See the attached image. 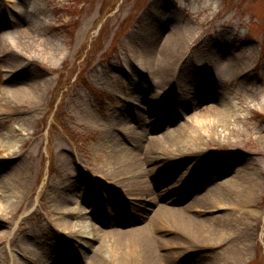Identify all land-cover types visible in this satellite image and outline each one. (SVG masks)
Here are the masks:
<instances>
[{"label": "rangeland", "instance_id": "374dc122", "mask_svg": "<svg viewBox=\"0 0 264 264\" xmlns=\"http://www.w3.org/2000/svg\"><path fill=\"white\" fill-rule=\"evenodd\" d=\"M173 34V66L157 73L141 66L150 48L160 44L161 50ZM0 40V93L28 85L39 89L38 98L17 104L13 110L18 114L0 121V136L11 137L20 154L9 161L10 150L0 144V177L26 168L20 203L4 215L18 235L22 251L14 253L21 264H90L92 252L84 248L83 237L52 230L60 223L51 214L56 184L72 187L77 195L70 207L79 209L88 224L100 226L112 217L121 229L134 226L127 214L114 210L147 202L133 199L139 197L136 191L124 197L110 189L93 168L106 158L100 145L105 133L119 136L136 127L132 118L119 130L105 125L136 112L146 115L144 97L154 98V110L164 120L147 132L148 140L177 128L195 111L230 104L239 128L235 137L202 130L196 155L178 157L164 173L166 179L155 181L169 195L170 186L198 160L207 166L197 173L205 188L221 182L207 179L212 170L225 169L222 161H231L237 171L247 167L254 172L258 185L251 209L256 213L246 215L254 235L239 264H264V0H0ZM159 57L154 54L155 64ZM156 92L162 95L155 97ZM179 184L182 201L170 195L172 207L204 195V188ZM217 213L229 216L231 211ZM232 252L230 245L185 250L177 253L181 259L175 264H223Z\"/></svg>", "mask_w": 264, "mask_h": 264}, {"label": "bare ground", "instance_id": "6f19581e", "mask_svg": "<svg viewBox=\"0 0 264 264\" xmlns=\"http://www.w3.org/2000/svg\"><path fill=\"white\" fill-rule=\"evenodd\" d=\"M176 42L177 38L173 34L168 37L161 50L160 44L155 50L150 48L141 66L152 69L154 73L164 66L172 67L177 58ZM156 53H160L157 64L153 58ZM0 94L1 121L12 114H18L13 110L18 107L17 104L24 106L28 104L27 101L38 98L39 89L28 85L5 90ZM161 95L156 92L155 97ZM146 98L142 99L146 101V115L141 113V116H136V112L133 117H116L105 125L110 129L119 130L121 126H125L128 118H132L136 127L134 130L126 129L124 135L119 136H114L112 131L105 133L100 145L105 149L106 158L97 169L93 168L94 172L108 182L110 189L118 190L124 197L127 192L136 191L139 197L133 199L147 202L146 205L132 202L131 209L126 206L122 211L114 210L116 214L122 212L127 214L129 222L134 226L121 229L116 226L112 217L101 222L100 226L88 224L79 209L75 211L70 207V204L76 201L77 195L72 187H61L56 184L53 186L54 209L51 214L57 216L60 223L59 226H53L52 230L59 233L68 231L70 234L83 237L84 248L92 252L89 256L90 264H175L181 259L177 256L181 251L200 252L220 245L233 246V252L227 256L223 264H239L241 253L248 249L254 235L250 227L251 219L246 216H253L256 213L251 209L252 194L258 185L254 172L247 170V167L237 171V167L232 166L231 161H222L223 163H220L225 165V169L221 171L216 168L221 171L220 175L218 171L212 170L213 177L207 179L208 182H213L212 179L220 178L221 182L214 188H205L199 183L197 173L207 166H202L198 160L186 169L179 183H188L191 188H204V195L200 198L193 197L180 208L170 205L172 202L170 195L175 197L174 202L182 201L178 197L180 184L170 186L171 193L167 195L168 193L161 192L163 188L160 189V184L158 186L155 181L161 176L162 180L166 179L164 173L173 163L180 161L178 157L187 160L196 155L197 148L200 147L197 138L198 135L203 136L202 130L205 129L207 133L218 137L222 133L228 139L235 137L239 128L234 124L230 104L212 105L204 108L203 112L195 111L191 116L185 117V122L177 128L148 140L147 132H150L149 134L154 132L164 120L159 112L154 110L152 104L154 98L151 100L149 97ZM131 103L133 102L128 104ZM134 105L136 109L137 105ZM137 128L145 131L146 135L137 131ZM15 132L17 131L14 130ZM0 141V144L5 143L2 146L4 150H10L7 155L9 161L20 157L18 151L14 150L11 137L1 135ZM211 169L213 168L210 167ZM25 174L24 166L13 168L11 174L0 177V264H21L16 256L22 251L16 245L18 235H14L10 230L12 220H5L4 215L9 214L20 203L26 183ZM73 192L74 197L71 195ZM219 209H229L231 213L229 216L223 213L215 214ZM104 212L108 216L113 214L111 211L107 213V208H104ZM4 223H8L9 230L5 228ZM242 234L244 242L239 241ZM94 242L98 244L95 246ZM228 248L231 250V247ZM2 254L5 261H2ZM77 254L84 256L82 252Z\"/></svg>", "mask_w": 264, "mask_h": 264}]
</instances>
